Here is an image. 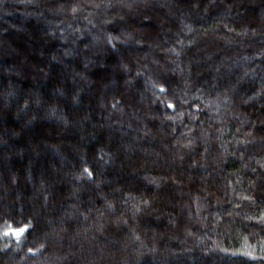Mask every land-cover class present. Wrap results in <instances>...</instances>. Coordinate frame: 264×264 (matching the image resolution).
Wrapping results in <instances>:
<instances>
[{
    "label": "trees",
    "instance_id": "1",
    "mask_svg": "<svg viewBox=\"0 0 264 264\" xmlns=\"http://www.w3.org/2000/svg\"><path fill=\"white\" fill-rule=\"evenodd\" d=\"M0 264H264V0H0Z\"/></svg>",
    "mask_w": 264,
    "mask_h": 264
},
{
    "label": "rangeland",
    "instance_id": "2",
    "mask_svg": "<svg viewBox=\"0 0 264 264\" xmlns=\"http://www.w3.org/2000/svg\"><path fill=\"white\" fill-rule=\"evenodd\" d=\"M39 30V29H38ZM43 33V32H42ZM32 42H35V40L33 39V38H31V37H29V36H26V37H24V38H22V40H21V43H22V45H23V50H21V49H19L20 51H16L17 49H16V46H14L13 48H12V50H11V52L13 53V54H16V55H22V53H24L25 54V52L24 51H26V54L27 55H29V54H33L32 53V51H34L33 50V46H32ZM37 44V43H36ZM36 46V45H35ZM23 51V52H22ZM12 54V55H13ZM23 56H25V55H23ZM24 63H25V61H23ZM20 235V234H19ZM16 237H18V236H16Z\"/></svg>",
    "mask_w": 264,
    "mask_h": 264
},
{
    "label": "snow or ice",
    "instance_id": "3",
    "mask_svg": "<svg viewBox=\"0 0 264 264\" xmlns=\"http://www.w3.org/2000/svg\"><path fill=\"white\" fill-rule=\"evenodd\" d=\"M24 231H25V229H23V228L19 229V232L17 233V235L19 236V234H22ZM8 234L9 233L7 231L4 233V235H8Z\"/></svg>",
    "mask_w": 264,
    "mask_h": 264
},
{
    "label": "water",
    "instance_id": "4",
    "mask_svg": "<svg viewBox=\"0 0 264 264\" xmlns=\"http://www.w3.org/2000/svg\"><path fill=\"white\" fill-rule=\"evenodd\" d=\"M19 232V229H13L11 230V233L16 237L18 236L17 233Z\"/></svg>",
    "mask_w": 264,
    "mask_h": 264
}]
</instances>
